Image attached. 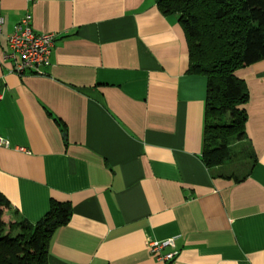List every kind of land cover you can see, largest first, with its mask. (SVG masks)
Here are the masks:
<instances>
[{
	"label": "crops",
	"instance_id": "crops-1",
	"mask_svg": "<svg viewBox=\"0 0 264 264\" xmlns=\"http://www.w3.org/2000/svg\"><path fill=\"white\" fill-rule=\"evenodd\" d=\"M26 13L56 33L43 74L1 59ZM235 75L245 139L215 171L202 157L207 78L189 72L177 15L154 0H0L3 220L66 203L49 264H169L168 252L170 264H264V59Z\"/></svg>",
	"mask_w": 264,
	"mask_h": 264
},
{
	"label": "trees",
	"instance_id": "trees-1",
	"mask_svg": "<svg viewBox=\"0 0 264 264\" xmlns=\"http://www.w3.org/2000/svg\"><path fill=\"white\" fill-rule=\"evenodd\" d=\"M154 1L163 14L178 16L189 72L207 78L202 157L209 169L225 167L236 160L246 133L249 91L235 70L264 59V0ZM238 174L226 178L237 181L243 177ZM8 207L0 193V264H49V240L68 221L69 206L53 201L35 223L21 217L6 223L2 216Z\"/></svg>",
	"mask_w": 264,
	"mask_h": 264
},
{
	"label": "built area",
	"instance_id": "built-area-1",
	"mask_svg": "<svg viewBox=\"0 0 264 264\" xmlns=\"http://www.w3.org/2000/svg\"><path fill=\"white\" fill-rule=\"evenodd\" d=\"M56 33H37L31 27V15L26 13L14 25L13 30L7 35V49L1 54L2 61L10 64L9 71L17 75L43 74L44 68L50 62L51 48L54 44ZM7 141L0 138V145ZM173 239L152 241L151 247L157 251L166 246H173ZM175 252L160 255L161 259L172 262Z\"/></svg>",
	"mask_w": 264,
	"mask_h": 264
},
{
	"label": "rangeland",
	"instance_id": "rangeland-1",
	"mask_svg": "<svg viewBox=\"0 0 264 264\" xmlns=\"http://www.w3.org/2000/svg\"><path fill=\"white\" fill-rule=\"evenodd\" d=\"M246 104V103H245ZM6 231H7V228H6Z\"/></svg>",
	"mask_w": 264,
	"mask_h": 264
}]
</instances>
